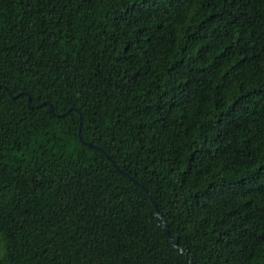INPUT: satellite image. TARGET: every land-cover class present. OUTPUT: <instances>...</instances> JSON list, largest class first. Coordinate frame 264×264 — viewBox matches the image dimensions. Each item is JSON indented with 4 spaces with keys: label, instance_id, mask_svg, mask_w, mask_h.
I'll use <instances>...</instances> for the list:
<instances>
[{
    "label": "trees",
    "instance_id": "obj_1",
    "mask_svg": "<svg viewBox=\"0 0 264 264\" xmlns=\"http://www.w3.org/2000/svg\"><path fill=\"white\" fill-rule=\"evenodd\" d=\"M0 264H264V0H0Z\"/></svg>",
    "mask_w": 264,
    "mask_h": 264
},
{
    "label": "water",
    "instance_id": "obj_2",
    "mask_svg": "<svg viewBox=\"0 0 264 264\" xmlns=\"http://www.w3.org/2000/svg\"><path fill=\"white\" fill-rule=\"evenodd\" d=\"M15 97H17V95H16V96H13V98H15ZM41 105H47V102H42L41 104L36 105L35 108H37L38 106H41ZM27 106L30 107V106L28 105V98H27ZM72 110L77 111L75 108H72ZM78 117H79V119H80V115H78ZM79 130H80V122L78 123V129H77V134H78V136H79ZM79 140H80V139H79ZM84 144L87 145V146L93 147V148H95L96 150L102 152V151H101L99 148H97V147H94V146H92V145H90V144H88V143H84ZM102 153H103V152H102ZM103 155L105 156V158H106L107 160H109V162L112 164V166H114V168H115L116 170H118V169L115 167V165L113 164V162L109 159V157H108L106 154H104V153H103ZM148 198H149V197H148ZM149 200H150V202H151L153 208L155 209V205H154V203L152 202V200H151L150 198H149ZM154 218H155L157 224H159V225L161 226L163 233L165 234V236H167V238L169 239L171 245H172V246H173V247H174L179 253H182V252H183L182 248H178V247H177V244H176V237H173V236H170V235H169L168 230H167V226H166L165 222L161 220V218H160V213H159L156 209H155V212H154Z\"/></svg>",
    "mask_w": 264,
    "mask_h": 264
}]
</instances>
